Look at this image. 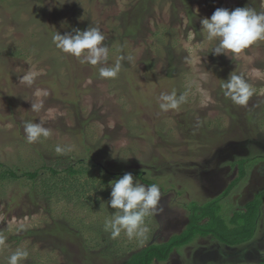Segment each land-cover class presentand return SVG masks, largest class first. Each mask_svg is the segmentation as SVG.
Listing matches in <instances>:
<instances>
[{
  "label": "rangeland",
  "instance_id": "1",
  "mask_svg": "<svg viewBox=\"0 0 264 264\" xmlns=\"http://www.w3.org/2000/svg\"><path fill=\"white\" fill-rule=\"evenodd\" d=\"M245 6L262 12L264 0H0V163L20 176L0 178V264L18 247L29 252L21 264H122L182 232L189 205L221 200L228 220L259 208L258 195L262 216L251 241L229 247L196 236L163 264L264 260V41L216 56L200 24L217 8ZM90 25L105 35L107 64L81 63L52 41L57 30ZM120 56L117 77L101 78L99 68ZM232 72L254 89L246 106L224 95ZM25 75L31 84L20 82ZM173 90L187 92V102L164 112L159 96ZM25 121L50 136L27 143ZM57 145L72 150L57 154ZM99 168L124 169L147 185L133 173L142 170L160 186L162 211L146 218L142 244L104 230L116 210L101 207L111 181L99 184ZM34 171V179L22 174Z\"/></svg>",
  "mask_w": 264,
  "mask_h": 264
},
{
  "label": "clouds",
  "instance_id": "2",
  "mask_svg": "<svg viewBox=\"0 0 264 264\" xmlns=\"http://www.w3.org/2000/svg\"><path fill=\"white\" fill-rule=\"evenodd\" d=\"M66 22H62L61 26ZM201 32L206 33L209 42H216L212 51L213 55L229 54L238 55L258 41H264V11L258 12L255 8L245 6L233 10L217 8L210 18L200 19ZM52 41L56 48L65 54L80 59L81 63L92 66L107 64L109 59V47L105 45V35L99 27L90 25L87 29L73 28L70 32L61 34L58 30L52 35ZM124 56L117 58L110 66H101L99 76L109 79L116 78L121 71V61ZM129 61L132 60L128 56ZM21 83H32V76L20 77ZM224 95L236 105L246 106L254 94V89L245 80L243 75L230 73L228 79L221 85ZM188 93L177 95L173 90L171 93L162 92L159 96V108L167 112L176 110L180 105L187 102ZM39 105L32 103L31 111H39ZM24 135L27 143H35L42 137L48 138L51 130L44 127L42 123L25 121L23 123ZM71 147L57 145L55 152L65 154L71 151ZM111 188L110 199L102 202L116 210L105 219L104 230L110 233L112 239H117L124 233L130 240L143 243L148 238L150 228L146 218L159 215L162 193L158 184L144 185L132 173H125L118 179L109 183ZM5 237L0 235V244ZM29 256L27 249L18 247L8 258V264H21Z\"/></svg>",
  "mask_w": 264,
  "mask_h": 264
},
{
  "label": "trees",
  "instance_id": "3",
  "mask_svg": "<svg viewBox=\"0 0 264 264\" xmlns=\"http://www.w3.org/2000/svg\"><path fill=\"white\" fill-rule=\"evenodd\" d=\"M142 6L143 5L140 4L136 6L135 11H138V14L143 12V9L141 10ZM141 14L142 13L138 15V21L140 20L139 18H141L139 17ZM242 162L244 163L245 167L247 161H238L241 167V172L239 171L241 176L246 174V171L241 164ZM68 171L71 173L75 172L72 167H69ZM123 171L124 169L118 172H111L108 169L103 170L99 168V172H101V179H98V182L100 185L108 184L109 181H114L125 174ZM52 172L57 173V171L54 169H52ZM133 173L136 174V176L145 184L150 185V179L145 177L142 170H134ZM22 174L26 177L34 179L38 176V171L23 172ZM241 176L239 177V180H241ZM19 177L20 176L17 174V172L12 169L4 168V164L0 163V178L17 179ZM258 196L253 199L252 202H258L259 208L257 207V209H254L251 206L252 202H248V204L250 203L249 206H251L249 210L245 207L247 209L246 211L248 216L245 215L240 209L228 220H225L221 215V200L216 199L212 201V203L209 202L205 205L193 203L191 206L189 205L187 207L189 210V218L187 225L182 232L172 235L166 242L161 244L153 243L152 245L143 248L139 252L131 255V257L122 264H154L155 261L166 262L169 260L172 252L176 248L187 245L196 236L203 237L206 235H211L219 243L229 247L241 245L244 242L251 240L255 235L257 229V220L260 217V209L262 206L260 196ZM243 220L246 222L245 224H243ZM49 232L55 233L54 229H51ZM260 264H264V260Z\"/></svg>",
  "mask_w": 264,
  "mask_h": 264
},
{
  "label": "flooded vegetation",
  "instance_id": "4",
  "mask_svg": "<svg viewBox=\"0 0 264 264\" xmlns=\"http://www.w3.org/2000/svg\"><path fill=\"white\" fill-rule=\"evenodd\" d=\"M261 216H262V213H260V217H259V219L257 220V229H256V231H257L258 229H260V228H259V225H260V224H259V221H260V219H261ZM255 233H256V232H255ZM251 240H252V239H251ZM251 240H250V241H251ZM248 242H249V241H248Z\"/></svg>",
  "mask_w": 264,
  "mask_h": 264
},
{
  "label": "crops",
  "instance_id": "5",
  "mask_svg": "<svg viewBox=\"0 0 264 264\" xmlns=\"http://www.w3.org/2000/svg\"><path fill=\"white\" fill-rule=\"evenodd\" d=\"M247 204H248V203H247ZM247 204H246V205H247ZM220 205H221V201H220ZM231 217H232V216H231ZM186 225H187V224H186ZM249 241H250V240H249ZM247 242H248V241H247ZM247 242H244V243H247ZM182 247H183V246H182ZM173 252H174V251H173ZM173 252H172V253H173ZM167 261H168V260H167ZM154 263H155V264H163L164 262H158V261H155Z\"/></svg>",
  "mask_w": 264,
  "mask_h": 264
}]
</instances>
